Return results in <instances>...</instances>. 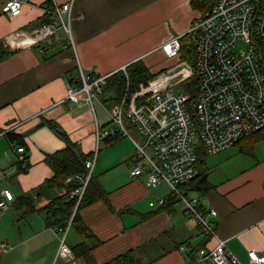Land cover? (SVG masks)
Returning <instances> with one entry per match:
<instances>
[{"label":"crops","instance_id":"obj_1","mask_svg":"<svg viewBox=\"0 0 264 264\" xmlns=\"http://www.w3.org/2000/svg\"><path fill=\"white\" fill-rule=\"evenodd\" d=\"M5 1L0 0V39H9L14 52L0 61V189H10L14 199L0 209V241L12 246L0 250V264H103L128 251L138 264H184L190 252L180 250L181 244L214 246L216 238L201 232L182 201L170 196L168 183L149 186L146 173L131 176L135 143L119 137L99 146L87 190L92 200L78 212L87 229L75 223L67 235L74 251L81 243L91 246V262L82 254L58 255L59 227L66 223L57 224L67 211L69 183L47 159L68 143L93 152L96 120L104 128L115 126L104 97L98 100L101 119L84 99L63 100L78 63L90 74L112 73L137 59L153 72L176 68L182 60L168 57L161 45L172 36L182 40L202 10L191 0H74L75 51L63 31L43 38L40 30L45 3L67 0H27L18 15L3 12ZM14 124L24 140L17 145L25 147V165L4 134ZM262 141L253 148H226L212 154L210 163L205 159L208 187L190 193L205 208H216L217 234L243 264L251 262L252 251L264 253Z\"/></svg>","mask_w":264,"mask_h":264},{"label":"built area","instance_id":"obj_2","mask_svg":"<svg viewBox=\"0 0 264 264\" xmlns=\"http://www.w3.org/2000/svg\"><path fill=\"white\" fill-rule=\"evenodd\" d=\"M26 2L6 0L2 10L8 15H18ZM73 3L74 0L46 2L47 20L40 30L43 38L63 31L67 43L76 51L71 24ZM190 32L197 34L195 69L184 66L174 74H162L141 84L138 89L127 88L121 100L108 109L115 126L104 128L96 120V147L85 159V171L66 177L71 185L68 198L73 206L66 224L59 227L58 255L68 259L75 257L67 242L68 232L93 176L101 141L117 136L130 137L135 143L131 176L146 173L149 186L168 183L182 201L184 212L197 221L201 232L216 238L212 247L193 248L188 243L181 244L180 250L190 252L184 264H243L228 247L226 239L217 234L216 208H205L197 196L186 193L179 184L199 172L197 141L206 153L217 154L233 146L242 136L264 128V0H215L210 11L194 22ZM181 46V37L172 36L161 49L168 57H180ZM78 64L81 82H69L63 100L84 99L94 107V100L100 99L111 73H86ZM195 74L197 95L191 109V93L175 88L170 81L175 77L186 80ZM130 125L138 128L145 137L144 143L131 135ZM12 145L18 160L25 165V147L13 142ZM13 199L10 189H0L1 210L7 209ZM165 201V197L159 200L161 204ZM11 247L8 241H0L1 251L9 252ZM251 256L249 264H264V253L252 251Z\"/></svg>","mask_w":264,"mask_h":264},{"label":"trees","instance_id":"obj_3","mask_svg":"<svg viewBox=\"0 0 264 264\" xmlns=\"http://www.w3.org/2000/svg\"><path fill=\"white\" fill-rule=\"evenodd\" d=\"M215 0H191V4L194 8H198L202 10L203 15H206L210 9L212 8ZM45 16V15H44ZM47 18L42 21V24L45 23ZM191 33V34H190ZM190 37V41L187 43V41L182 42L181 46V59H184L191 63V66L195 69L196 68V38L197 34L195 32H188L186 33L183 38ZM14 50L11 48V45L9 44V39H0V61H2L4 58L12 54ZM157 76V72H152L151 69L140 59L135 60L127 65V74L124 73L122 70H117L113 73H111L107 78V83L104 87V91L101 95V97H104L105 103L108 107H112L115 104H117L121 98L123 97L124 93L126 92V89L131 88H139V85L141 84H147V82L150 79H153ZM196 79L197 74L194 76L186 79V89L190 91L191 97L189 99L190 101V108L193 109V105L196 100ZM69 81L71 83H80V71L79 66L76 67L75 71H72L70 73V79ZM130 127H132L130 125ZM4 134L8 137L10 142H13L15 144L22 143L23 137L21 134L17 133L13 129H7ZM116 139L119 138L117 136H109L105 139ZM245 140V143L247 146H241L243 149L247 148H253L256 143L260 140H264V128L259 129L257 131L251 132L248 135L242 136L234 145H238ZM197 152H198V161L197 166L199 168L198 174L185 182H181L179 186L186 191V193H191L192 190L196 188H207V170L205 169V163L204 158L202 157V152L206 153L203 149L202 145L199 141H197ZM92 154L90 153H84L83 151H80L77 149V145L74 143H68L67 146L62 149L61 151H57L53 154H50L47 156L48 161L52 164L56 171V175H60L62 177H66L74 172H84L85 171V159L89 157ZM93 177V176H92ZM92 181V178H91ZM90 181V183H91ZM68 188L70 189V184H68ZM90 185V184H89ZM89 187V186H88ZM88 190V189H87ZM88 194V195H87ZM170 196L174 198L175 200H180L179 197L171 191ZM92 200V196L89 195V192L87 193L85 198L83 200V204L89 202ZM73 203L69 200L67 205V211L63 214L62 217L59 218V224L62 226V224L68 220V217L71 213ZM52 206H48V208H51ZM64 223V224H65ZM80 226L82 230H86L87 226L83 223L82 220L79 218V213L76 214L74 218V223ZM91 234V233H90ZM81 250H73L76 254H82L88 261L91 262L92 260V253H91V246L85 243H81ZM72 248V247H71ZM73 249V248H72ZM103 264H138L134 254L132 251H128L126 253L120 254L116 256L115 258L109 260L108 262H105Z\"/></svg>","mask_w":264,"mask_h":264},{"label":"rangeland","instance_id":"obj_4","mask_svg":"<svg viewBox=\"0 0 264 264\" xmlns=\"http://www.w3.org/2000/svg\"><path fill=\"white\" fill-rule=\"evenodd\" d=\"M191 34V33H190ZM183 41H187V43L190 41V37H186V38H183L182 39ZM241 45H244V43H242ZM182 57H180V60H182V62L176 67V68H173V69H161V70H159L158 69V71H157V76L156 77H154L153 79H156V78H158V77H160L162 74H174V73H176L178 70H179V68H181V67H184V66H191V63H189L188 61H186V60H184V59H181ZM138 60V59H137ZM140 60H142L144 63H145V61L143 60V59H140ZM130 64V63H129ZM146 64V63H145ZM128 65V64H127ZM127 65L125 66V68H120L119 70H122V71H124V73H126L127 74ZM147 65V64H146ZM148 66V65H147ZM152 71V70H151ZM153 72V71H152ZM153 79H150L149 81H151V80H153ZM188 80V79H187ZM170 82H172V83H174V86H175V88H177V89H180V90H183V91H185V92H190L189 90H187L186 89V80H179V77H175L174 79H172ZM139 87H140V85H139ZM129 89L130 90H135V89H138V87L137 88H131V87H129ZM127 90V89H126ZM94 109H96V112H97V115H98V118L99 119H101L102 118V113H103V111L101 110V107H100V105H99V103H98V100H94ZM106 115H107V113H106ZM105 115V116H106ZM129 130H130V133H131V135L136 139V140H138L140 143H144L145 142V137L140 133V131L138 130V128L137 127H134V126H132V127H130L129 128ZM101 146L103 145V142L101 141V144H100ZM238 146H247V144L245 143V140H243V142L241 143V145L240 144H238ZM95 147H96V144H95ZM235 148H238L236 145H234V146H231V149H233V150H236ZM262 148H264V141H262L260 144H259V149H258V153H263V151L261 150ZM147 150L149 151V152H152V149H151V147L150 146H147ZM212 154H206V153H203L202 152V157L204 158V159H206V161L208 160V162L210 163V160H211V158H213V156H211ZM192 195H196V193H192Z\"/></svg>","mask_w":264,"mask_h":264}]
</instances>
